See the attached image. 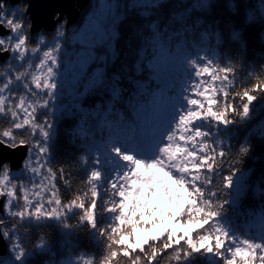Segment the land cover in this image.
Masks as SVG:
<instances>
[{
	"label": "snow or ice",
	"instance_id": "1",
	"mask_svg": "<svg viewBox=\"0 0 264 264\" xmlns=\"http://www.w3.org/2000/svg\"><path fill=\"white\" fill-rule=\"evenodd\" d=\"M49 18L0 0V264H264V0Z\"/></svg>",
	"mask_w": 264,
	"mask_h": 264
},
{
	"label": "water",
	"instance_id": "2",
	"mask_svg": "<svg viewBox=\"0 0 264 264\" xmlns=\"http://www.w3.org/2000/svg\"><path fill=\"white\" fill-rule=\"evenodd\" d=\"M34 3L44 17L41 27L50 33L54 27L49 18L52 12L60 10L68 13L72 19L78 20L89 0H34ZM24 151V149H17L15 152L0 150V158L6 157L12 161L13 167H16Z\"/></svg>",
	"mask_w": 264,
	"mask_h": 264
},
{
	"label": "trees",
	"instance_id": "3",
	"mask_svg": "<svg viewBox=\"0 0 264 264\" xmlns=\"http://www.w3.org/2000/svg\"><path fill=\"white\" fill-rule=\"evenodd\" d=\"M90 2V0H89ZM89 4V3H88ZM81 15V14H80ZM50 34V33H49ZM61 154H66L64 152V144H63V141L61 143ZM246 205L247 206H250V207H256V202L255 201H252L251 199L247 200L246 202ZM80 241H81V248L79 249L80 251H85V252H96L97 254L99 253V250L94 248L90 243L89 241L86 239V237L84 236V234H80Z\"/></svg>",
	"mask_w": 264,
	"mask_h": 264
},
{
	"label": "rangeland",
	"instance_id": "4",
	"mask_svg": "<svg viewBox=\"0 0 264 264\" xmlns=\"http://www.w3.org/2000/svg\"><path fill=\"white\" fill-rule=\"evenodd\" d=\"M51 33V32H50ZM182 203V202H181ZM172 211H175V209H172ZM161 220H163L165 223H170V221H168V218H167V214L164 213L163 215H161Z\"/></svg>",
	"mask_w": 264,
	"mask_h": 264
}]
</instances>
